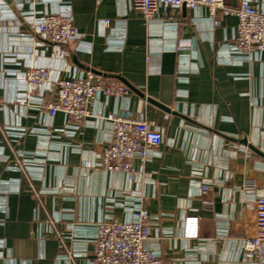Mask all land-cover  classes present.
<instances>
[{
  "label": "crops",
  "instance_id": "crops-1",
  "mask_svg": "<svg viewBox=\"0 0 264 264\" xmlns=\"http://www.w3.org/2000/svg\"><path fill=\"white\" fill-rule=\"evenodd\" d=\"M49 13L71 15L79 36L45 38L35 22ZM216 19L184 6L146 21L132 0H0V264H95L99 223L140 206L165 264H264L245 246L264 196V51L238 52L237 16ZM31 67L49 80L29 86ZM88 71L129 92L99 93L80 121L51 115L52 84ZM123 109L164 138L133 159L135 179L100 163L107 116Z\"/></svg>",
  "mask_w": 264,
  "mask_h": 264
},
{
  "label": "built area",
  "instance_id": "built-area-1",
  "mask_svg": "<svg viewBox=\"0 0 264 264\" xmlns=\"http://www.w3.org/2000/svg\"><path fill=\"white\" fill-rule=\"evenodd\" d=\"M101 0H98L100 2ZM146 21L155 17L161 7H171L178 12L182 7L192 10L206 7L213 23L217 26L218 10L234 14L238 18L235 48L243 54L264 51V11L249 0H242L237 7L225 4L224 0H132ZM35 27L48 40L64 44L79 36L73 17L66 14H46L35 22ZM179 46H183L179 43ZM50 73L45 67H31L26 71L29 86H40L49 80ZM129 92L120 82L105 83L101 75L88 71L85 76L59 78L52 84V100L47 103L51 115L61 111L70 121H80L90 115V103L99 94L121 98ZM113 124L111 142L101 154V165L109 171H122L135 179L138 171L134 158L145 161L150 151L163 143V133L151 122L137 116L130 109L113 112L107 116ZM203 194L211 187L201 186ZM205 203L212 201L205 198ZM256 234L245 238V246L257 258L264 259V196L256 200ZM193 221H196L195 218ZM160 232V224L145 207L133 212V219L121 220L110 217L98 225L94 238L95 264H165L163 256L151 245L152 233ZM188 234L194 232L188 230ZM64 244V241L62 242Z\"/></svg>",
  "mask_w": 264,
  "mask_h": 264
}]
</instances>
